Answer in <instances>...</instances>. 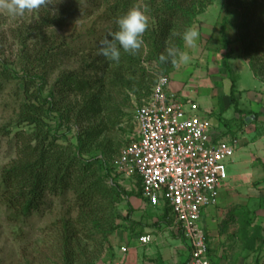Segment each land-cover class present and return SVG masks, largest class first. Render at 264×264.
Returning <instances> with one entry per match:
<instances>
[{"label": "trees", "instance_id": "16d2710c", "mask_svg": "<svg viewBox=\"0 0 264 264\" xmlns=\"http://www.w3.org/2000/svg\"><path fill=\"white\" fill-rule=\"evenodd\" d=\"M215 1L88 0L100 9L98 17L106 25L92 33L93 43L81 59L74 51L75 41L60 39L57 33L74 13L69 7L41 6L36 16L13 30L19 44L17 65L0 61V79L18 80L22 100L16 118L0 127L4 136L16 127L17 144L15 158L0 171V202L18 225L41 209L46 194L60 198L73 194L77 209L73 219L55 221L50 243L41 240L30 253L23 249L26 259L21 264H95L107 253L113 255L110 235L122 226L121 221H131L129 198L137 192L142 196L141 189L123 187L112 166L114 157L132 140L123 144L113 138L116 130H125L124 118L129 115L119 96L133 94L135 111L149 97L157 76H169L176 67L170 59L161 62L159 57L170 48L183 52V33L189 28L200 33L199 16ZM220 1L221 8L230 11L223 16L219 38L226 66L231 56L227 28L236 11L241 17L237 29L242 57L255 76L264 78V0ZM132 8L153 15L144 44L135 54L121 49L120 60L111 61L101 55L102 41L111 39L118 30L117 19ZM55 73L46 93L48 79ZM231 96L239 114L235 120L243 124L246 111L236 104L233 88ZM221 109L219 121L231 123L222 117ZM126 202L128 207L123 209ZM237 218L234 234L243 250L264 251V228L254 222L253 212L244 211ZM164 219L174 220L169 206H164ZM189 263L190 257L183 264ZM254 264L264 262L258 259Z\"/></svg>", "mask_w": 264, "mask_h": 264}, {"label": "rangeland", "instance_id": "374dc122", "mask_svg": "<svg viewBox=\"0 0 264 264\" xmlns=\"http://www.w3.org/2000/svg\"><path fill=\"white\" fill-rule=\"evenodd\" d=\"M61 5L69 7L74 13L71 15L70 20L64 24L62 29L58 28L57 33L60 36V39L63 37V39L75 41L74 51L77 52L78 59H81L80 56L84 55L83 53L88 52L90 48L89 46L93 38L92 33L94 31L97 33L100 32L106 24L98 17L100 15V9L90 6L88 0H49L47 7L56 9L61 7ZM36 11L37 9L27 12L23 16L14 18L0 14V61L9 60L15 62L19 44L18 40L14 37L13 30L17 29L24 23L29 22L34 14L36 16ZM229 12L230 11L227 7L221 8L220 0H216L213 5L209 6V8L199 16L204 23L207 24L211 22L214 25L213 32L208 39L207 37L203 39L201 38L202 36H200L194 47L184 50L189 61H192L191 65L186 62V66L184 67H175L174 71L170 73L169 78L177 84H183L182 95L184 98L190 99L189 103L193 104L196 108L195 111H198V114L202 115L200 113L201 109L205 106H209L208 100L210 99L211 93H213L214 97L212 96V100L215 106H217V111H220V107L224 109V112L227 110L225 114L226 117H228L227 119L233 121L236 119L235 114H238V112H236L235 101H233V97L231 96L232 88L235 92L234 97L236 98V104L239 107H248L243 100L249 95H255V98H257L258 101L259 99H262L261 101L264 103V78L255 76L250 67L248 68V60L242 57L241 43L238 40L237 29V24L241 17H238L236 11L230 15L231 20L227 28L231 56L228 58L229 64L226 66L224 59L225 50H222V44L219 38L223 16L226 14L229 15ZM145 13L148 17L149 25L153 15L150 12ZM200 43L206 44L207 47H198ZM15 65H17V62H15ZM74 65L77 64L72 63V67ZM240 73L241 75L243 74L241 83L239 81L241 79ZM253 75L255 78H253ZM56 77L57 73L49 77L46 93L50 90ZM255 79H257L256 82H253ZM19 86L20 84L18 83V80L3 82L0 79V127L11 124L16 118L18 106L22 100V97L17 92ZM119 98V101L124 103V107L129 115L124 118L123 127H125V130L122 131V127L120 130H116L113 138L115 141H123L124 144L129 138L131 139L133 137L135 131L133 128V133H130V126H135L134 108L137 103L134 95L131 93L129 95H127V93H122ZM241 98L243 100H241ZM262 107V111H264V105ZM238 116L239 114L237 117ZM210 118L214 124L217 125L220 123L218 116H211ZM14 129L16 130V127H14ZM14 129L12 134L8 136L0 134V171L4 165L9 163L16 156L17 144ZM230 134H232L231 136L233 139H240L242 138L241 135L243 132L241 135H236L235 132ZM247 140L249 141L247 146L252 145V143H257L259 147L264 148V122L259 123L257 130L254 131L251 137L247 138ZM258 176L259 175L257 174V177ZM263 176H259L257 179L254 178V181L251 179L253 182L250 180L251 182L248 183V186H242L244 187L242 190L245 194L240 190L238 191V202L239 204L241 203L240 206L243 208V211H252L254 222L261 224L264 228ZM119 177L120 182L125 185L123 187L127 190H140V187L137 184H133V182L121 178V176ZM250 184H253V188L257 190V192H248V188H251ZM137 193L129 198L128 202H130V207H133L137 201H143V196L136 195ZM139 197L140 199L138 200ZM222 205L219 204L214 207V211L218 212L219 209L223 208L224 217L229 207L228 205L226 206L224 202ZM127 207L128 205L126 202L123 204V209ZM158 211H161V209H151V211H146V215L144 214V220L152 224L154 221L153 218L157 216ZM132 214L135 215L136 218H140L139 213L135 212L134 208ZM228 214L230 215V212ZM229 215L227 218H229ZM8 216V211L0 202V264H21L20 262H23L26 259V257H22L23 249L30 253L34 247L36 248L37 243H40L41 240H46L50 243L51 237L54 235L53 232L55 231V229L51 230V228L55 221L63 217L65 219H73L77 216V209L73 194L62 198L46 194L41 209L35 212L25 224H15ZM219 221L220 220H216V224ZM121 223L122 226L110 235L114 256L116 255V257H118V255L121 257V254L118 251H127L122 249L121 241L124 236V227L128 228L129 224L125 221H121ZM236 226H231V224L225 226L223 224L222 227L217 224L215 230L209 231L212 232V234L208 235L207 238H216V240H213L215 242L211 245L209 255L211 256L213 264H254L258 259L263 263V250L259 253L256 251L249 253L243 250L242 244L234 234ZM143 231L145 230H142V232ZM129 232L130 231L128 230V234ZM217 232H221L219 234L222 238L220 236L217 237ZM153 247L158 251V249L155 248V245H152V248ZM185 249V256H188V248L185 247ZM125 253L127 252H124V254ZM108 255L109 254L107 253L104 259L102 257V259H99L95 264L113 263L112 261L115 258L111 259V256ZM126 256L127 255H124L123 258H118L115 261H120L122 259L125 261ZM169 259H171V257H166V255H164V260Z\"/></svg>", "mask_w": 264, "mask_h": 264}, {"label": "built area", "instance_id": "2783aa9c", "mask_svg": "<svg viewBox=\"0 0 264 264\" xmlns=\"http://www.w3.org/2000/svg\"><path fill=\"white\" fill-rule=\"evenodd\" d=\"M170 85L169 76H157L149 97L136 106L132 140L112 166L121 178L140 182L142 196L152 207L171 208L172 227L187 242L190 264H212L199 221L205 208L219 202L228 178L226 162L234 156L238 139L215 142L211 118L193 113L190 99L172 92ZM140 241L148 244L152 237L142 235Z\"/></svg>", "mask_w": 264, "mask_h": 264}, {"label": "crops", "instance_id": "0c3cea01", "mask_svg": "<svg viewBox=\"0 0 264 264\" xmlns=\"http://www.w3.org/2000/svg\"><path fill=\"white\" fill-rule=\"evenodd\" d=\"M198 20H199L200 34L202 36L201 38L204 39L207 37L208 39L213 32L214 25L211 22L207 24L204 23V21H202L200 17ZM198 47H207V46L206 44L200 43ZM186 49L188 48L185 47L184 50ZM186 62H188L187 64L191 65L192 61L190 62L188 59L179 67L186 66ZM242 75H241V79L239 80L240 83L242 81ZM253 78H255L254 75ZM256 80L257 79H255L253 82H256ZM170 89L172 92L182 95L183 84L181 83L177 84L175 83V81L171 80ZM212 96L214 97L213 93H211L210 99L208 100L209 106L207 107L205 106L203 109L200 108L201 109L200 113L202 114V116L214 117L217 116V113L220 112L217 111L218 109L212 100L213 99ZM241 100L243 99L241 98ZM261 100L262 99H259L258 101V99L255 98V95H249L246 97L245 100H243L245 104L248 106L246 108L240 107L243 110L245 109L244 111H246V114H244L243 116L244 119L243 124L241 123L240 119L232 121L231 123L228 122L227 124L220 122L219 124L216 125L213 123L212 135H213V140L215 142L219 140L232 141L233 138L231 136L232 134L230 133L233 132H235L236 135L238 134L241 135L242 132L243 134L241 135L242 138L238 139V145L236 147L234 156L231 159L227 160L226 162L228 178L224 186L221 188L219 202H218V205L219 204L222 205L223 202L225 203L226 206L228 205L229 209L226 211L227 212L226 215L223 217V208L219 209L218 212L214 211V207L218 205L209 206L202 211L199 224L201 228L206 232L207 237L208 235L212 234V232H209L210 230H215L217 228L216 227L217 224L221 225L222 227L223 224L225 226H228L230 224L231 226L237 225L236 226L237 229L238 227L237 215L239 213L244 212L243 208L240 206L241 203L239 204L238 202V191L240 190L243 194H245L242 190L244 187L242 186H248L249 182L255 180L254 178L257 179L259 176H263L264 174V148L259 147L257 143L255 144L252 143V145L247 146L249 143L247 138L251 137L252 133L257 130V127L259 126L260 122H264L263 120L264 111H262L263 108L262 106L264 105V103H262ZM220 110H222L221 107ZM226 112L227 110L225 112L223 111L222 117L227 119L228 117H226L225 115ZM195 113L198 114V111L197 112L195 111ZM237 115L238 114H235L236 118L239 117V116L237 117ZM257 174L259 175L258 177ZM262 178H264V176ZM250 186L251 188H248V192H257V190L253 188V184H250ZM139 199L140 197L138 198V200ZM142 199L143 201H137L133 205L135 212L139 213L140 218H136L135 215L131 214L130 216L131 221L126 222L129 224L128 226L129 229L127 227H124L123 230L124 236L122 238L121 245L122 247H126L127 251H122V252L118 251L121 254V257L119 255L118 257H116V255L114 256V251H113V255L110 256L111 259L113 258L115 259L112 262L115 264H172V263L183 264L184 261H186V259L188 258V256L190 257V250L188 248L187 242L185 241L184 237H182L181 233L178 232L176 229H173L172 227L173 222L169 223L167 219H164L163 205L160 207H152L146 199H144L143 197ZM151 209L152 210L161 209L162 211V212L158 211L157 216L153 218L154 221L152 224L144 220L145 217L144 214L148 210L151 211ZM229 212L230 215L228 214ZM227 214L229 215V218H227L228 216ZM216 220H220V221L216 224ZM128 230L131 233L129 232L128 234ZM142 230L145 231L142 232ZM217 233H218L217 237H219L220 236L219 233L221 232H217ZM142 234L152 235L151 236L152 241L148 244L141 243L139 238L141 236L139 235ZM213 240H216V238H212V239L208 238L209 255H210L211 245H213V243L215 242ZM152 245H155V248H157L158 251L154 249V247L152 248ZM185 247L188 248V252H189L188 256H185L186 254ZM124 252L127 253L124 254ZM124 255H127L125 261L123 259L120 261H115L118 258L119 259L123 258ZM164 255H166V257H171V259L164 260Z\"/></svg>", "mask_w": 264, "mask_h": 264}, {"label": "clouds", "instance_id": "9594fccd", "mask_svg": "<svg viewBox=\"0 0 264 264\" xmlns=\"http://www.w3.org/2000/svg\"><path fill=\"white\" fill-rule=\"evenodd\" d=\"M48 4L49 0H0V14L14 18ZM116 24L118 30L111 39L102 41L101 55L111 61L118 62L121 57V49L124 52L135 54L142 48L143 35L148 29V17L141 9L132 8L118 18ZM199 37L198 31L187 29L182 35L185 47H194ZM159 59L161 62H169L170 59L174 66L179 67L188 60V56L184 52L170 48L167 49V55L162 54Z\"/></svg>", "mask_w": 264, "mask_h": 264}]
</instances>
